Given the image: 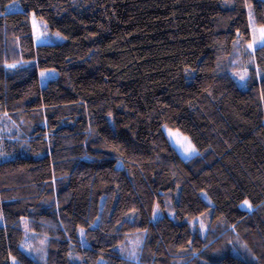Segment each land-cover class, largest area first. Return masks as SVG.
I'll list each match as a JSON object with an SVG mask.
<instances>
[{"label":"trees","instance_id":"1","mask_svg":"<svg viewBox=\"0 0 264 264\" xmlns=\"http://www.w3.org/2000/svg\"><path fill=\"white\" fill-rule=\"evenodd\" d=\"M251 15L264 0H0V264H264Z\"/></svg>","mask_w":264,"mask_h":264},{"label":"rangeland","instance_id":"2","mask_svg":"<svg viewBox=\"0 0 264 264\" xmlns=\"http://www.w3.org/2000/svg\"><path fill=\"white\" fill-rule=\"evenodd\" d=\"M253 22H254L253 16L251 15V23L253 24ZM34 27L36 30L37 41L41 42V44L42 43L48 44L49 41L47 40V37H48V39H50V33H46L45 25L34 20ZM253 29H254V36H255L254 37V46L264 44V27L259 28V27L254 26V24H253ZM57 75H58V73L55 71H51V70L42 71L41 75H40L41 86L46 87L48 85L49 81L57 78ZM11 125H12L11 122L9 120H6V117H0V129L3 127V128H7L8 131H11L12 130L10 128ZM165 133L168 136L171 145L178 152V154L180 155L181 158L186 160V159L193 158L198 154V151L194 147L190 138L185 136L184 134H182L180 131L165 129ZM125 181H128V180H125ZM88 183H89V180L84 181V185L81 187V189L85 188L86 184H88ZM129 188H130L129 184L125 182L123 189H121L122 201H121L120 211H118V214H120V212L121 213H127L128 207H129V210L131 208ZM244 207L248 208L249 205L246 204ZM159 217H160V215L156 214L155 221ZM201 228H203V227H201ZM202 230H204V229H202ZM135 240L136 239H133V238L127 239V242L125 245V247H126L125 251L128 255L134 254V256H135L137 254L140 246H141L138 243V241L137 240L135 241ZM21 249L26 254H30L29 250H26L25 247H22ZM0 250H4V251L7 250V243H6V237H5L4 232L0 233ZM82 264H84V263H82ZM98 264H104V262H99Z\"/></svg>","mask_w":264,"mask_h":264}]
</instances>
